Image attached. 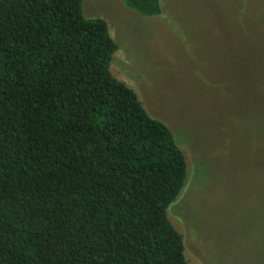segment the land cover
Listing matches in <instances>:
<instances>
[{
  "label": "trees",
  "instance_id": "16d2710c",
  "mask_svg": "<svg viewBox=\"0 0 264 264\" xmlns=\"http://www.w3.org/2000/svg\"><path fill=\"white\" fill-rule=\"evenodd\" d=\"M84 1L0 0V264H188L168 216L186 158Z\"/></svg>",
  "mask_w": 264,
  "mask_h": 264
},
{
  "label": "rangeland",
  "instance_id": "374dc122",
  "mask_svg": "<svg viewBox=\"0 0 264 264\" xmlns=\"http://www.w3.org/2000/svg\"><path fill=\"white\" fill-rule=\"evenodd\" d=\"M85 0L119 51L112 75L164 123L187 161L168 216L188 264H264V0Z\"/></svg>",
  "mask_w": 264,
  "mask_h": 264
}]
</instances>
